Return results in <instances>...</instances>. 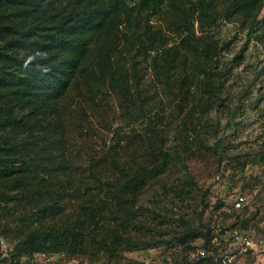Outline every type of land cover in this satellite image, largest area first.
I'll return each mask as SVG.
<instances>
[{"label": "trees", "instance_id": "16d2710c", "mask_svg": "<svg viewBox=\"0 0 264 264\" xmlns=\"http://www.w3.org/2000/svg\"><path fill=\"white\" fill-rule=\"evenodd\" d=\"M219 3L222 11L217 9ZM165 5L176 27L186 32L179 44L192 53L199 50L194 25L202 31L234 18L247 25L248 39H264V19H258L264 0H0V237L11 242V250L7 257H0V262L20 264L21 259L30 260L36 254L91 259L104 253L112 260L119 252L143 251L157 245L153 238L157 228L145 217L153 220L160 215L138 203L142 179L131 176L138 160L135 147L143 135L136 134L135 126H128L134 118L126 100L121 101L124 125L102 122L100 128L109 137L98 134L85 113L77 120L78 106L69 104L77 93L91 106L99 74L93 51L104 62L101 73L108 87L118 91L112 49L120 51L122 47L125 54L132 50L141 55L160 49L163 68L169 73L178 67V47H165L166 37L152 29L147 19ZM120 36L124 42L118 40ZM215 75L219 78L224 71ZM133 79L138 85L136 69ZM215 89L219 91L218 84ZM241 102L233 108V116L242 110ZM141 114L160 143L158 147L172 150L182 163L178 143L188 140L183 129L176 127L174 145L163 147L156 122L142 110ZM90 135L100 139V145L89 148ZM221 140L211 145L191 143L220 155ZM161 165L166 163L157 166ZM158 167L150 170L152 179L162 173L156 172ZM75 182H84L94 194L82 209H71L62 217L60 214L68 209L64 201L70 195L69 186ZM222 205L219 201L218 207ZM104 209H108L111 225L107 231L103 227L104 222L107 224ZM194 232L190 229L180 240L187 243L203 237L206 252L217 254L218 243L212 236ZM197 262L210 264L204 257ZM218 263L230 264L224 256Z\"/></svg>", "mask_w": 264, "mask_h": 264}, {"label": "rangeland", "instance_id": "374dc122", "mask_svg": "<svg viewBox=\"0 0 264 264\" xmlns=\"http://www.w3.org/2000/svg\"><path fill=\"white\" fill-rule=\"evenodd\" d=\"M217 9L222 11L220 3ZM147 19L152 29L166 37L165 47H178L175 56L180 60L178 67L168 73L163 68L160 49L144 55L133 54L132 50L125 54L122 47L120 51L112 49L110 57L120 84L118 91L108 87L101 73L104 62L93 51L92 60L99 71L90 103L95 110H90L89 102L77 93L69 105L78 106L77 120L85 113L91 127L109 137L100 128L102 122L113 121V126L123 124L121 101L126 100L134 118L128 126H135L136 134L143 135L135 147L134 156L138 160L132 166L131 176L142 179L138 203L160 215L153 220L151 216L145 217V221L157 228L155 236V231L152 232L157 245L143 251L119 252L112 260L104 253L91 259L48 255L46 264H198L203 257L210 264H219L218 259L223 256L230 264H264V39L255 40L254 36L248 39L247 25L234 18L202 31L194 25V42L199 50L192 53L179 44L186 32L176 27L167 5ZM258 19H264V7ZM120 29L125 31L123 27ZM118 40L125 41L121 36ZM133 69L140 77L138 85L133 79ZM219 70L224 75L218 78L215 72ZM217 84L219 91L215 89ZM239 100L242 110L233 116ZM221 101L222 107L217 109ZM141 110L156 122L163 147L174 145L172 135L176 127L183 129L189 141L178 143L182 163L175 159L172 150L158 147L160 143ZM87 122H83L84 127ZM144 134H147L145 139ZM89 137H92L88 138L89 148L100 145L96 136ZM218 139H222L220 155L191 143L201 141L211 145ZM163 161L168 168L165 171L166 166H157ZM154 167H158L156 172H162L157 179L151 178L150 170ZM69 191L64 201L67 205L63 204L68 209L60 214L62 217L71 209H82L94 194L84 182L73 183ZM239 195L244 202L235 208L233 203ZM219 201L223 203L220 207ZM103 211L107 222L103 227L107 231L111 226L108 209ZM190 229L194 233L205 232L212 236V241L216 236L217 254L206 252L203 237L183 243L180 238L183 234L187 236ZM239 235H247L252 248L238 243L235 237ZM10 250L11 242L0 237V257H7ZM202 250L205 256H200Z\"/></svg>", "mask_w": 264, "mask_h": 264}, {"label": "built area", "instance_id": "2783aa9c", "mask_svg": "<svg viewBox=\"0 0 264 264\" xmlns=\"http://www.w3.org/2000/svg\"><path fill=\"white\" fill-rule=\"evenodd\" d=\"M233 203L235 208H240L244 202V198L242 196H238ZM249 237L247 235H239L236 236L235 239L238 241V243H241L242 245L252 248L251 242L248 239ZM214 241H216V237L213 238ZM200 256H205L206 252L204 250L199 251ZM37 257H40V259H37ZM49 256L46 254H36L34 257L30 260H27L25 258L21 259L20 264H46L48 262ZM45 259V260H44ZM47 260V261H46Z\"/></svg>", "mask_w": 264, "mask_h": 264}]
</instances>
